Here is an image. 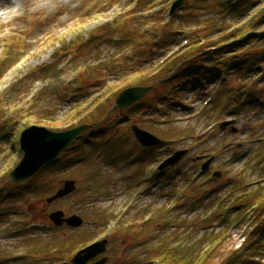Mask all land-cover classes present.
<instances>
[{"label": "rangeland", "instance_id": "374dc122", "mask_svg": "<svg viewBox=\"0 0 264 264\" xmlns=\"http://www.w3.org/2000/svg\"><path fill=\"white\" fill-rule=\"evenodd\" d=\"M10 1L13 15H0V264L69 263L101 239L106 251L96 258L104 264H161L167 256L219 264L232 251L242 264L252 255L242 248L254 207L239 202L244 193L264 197V163L252 159L264 147V61L237 74L219 46L247 24L262 33L242 47H262L264 0H181L171 16L177 0ZM203 49L210 59L182 63ZM188 63L196 69L184 70ZM136 86L153 87L133 106L113 107ZM45 123L55 132L100 126L83 135L91 144L75 141L42 169L35 188L12 183L20 133ZM133 125L162 147L138 145ZM182 150L178 164L158 173ZM65 180L77 190L47 205ZM55 210L84 222L56 228L47 219Z\"/></svg>", "mask_w": 264, "mask_h": 264}, {"label": "water", "instance_id": "95a60500", "mask_svg": "<svg viewBox=\"0 0 264 264\" xmlns=\"http://www.w3.org/2000/svg\"><path fill=\"white\" fill-rule=\"evenodd\" d=\"M181 0H177L171 6L170 15L181 5ZM153 86L148 87H131L120 92L115 100L114 108L126 109L141 101L144 96L150 92ZM94 126L79 125L61 132L50 131L45 127L31 126L24 129L18 139L19 150L22 152V158L18 164L9 173V179L12 183H21L35 176L45 166L54 162L58 156L63 153L68 146L78 139L84 132L96 128ZM227 123L220 125L221 129ZM131 134L141 147L147 149L159 147L163 142L152 134L138 128L136 125L131 126ZM186 155V151H177L171 157H168L158 167V170H164L168 167H174ZM209 162L204 164L203 170L207 169ZM76 189L75 181L65 180L55 193L45 199L47 205L61 200L71 195ZM48 221L56 228L66 227L70 229L79 228L83 220L77 215L64 216L61 210L52 211L47 216ZM107 240L103 239L78 251L69 263L62 264H104L107 261L103 257L94 263H90L96 257L106 251Z\"/></svg>", "mask_w": 264, "mask_h": 264}, {"label": "trees", "instance_id": "16d2710c", "mask_svg": "<svg viewBox=\"0 0 264 264\" xmlns=\"http://www.w3.org/2000/svg\"><path fill=\"white\" fill-rule=\"evenodd\" d=\"M237 3H238V6L240 7L241 5H244L246 3V1L243 2L242 0H238ZM262 12H264V10L261 11L260 13H262ZM257 21H258V24L261 22H264V13L261 14V16L257 19ZM253 31L251 28H248L247 24H244V26L235 30L234 40L229 41L226 44H221L219 42V40H223L224 37L222 35H220L218 37L219 39L217 38V42L219 44H221L219 46V49L222 47H225V49L222 50L221 52L231 54L230 60H229L230 62H228V63H231L230 67L233 68L237 74H239V71L241 69H243L244 66L246 67L245 70H247V72H249L251 70V68L253 69L254 63H256V65L259 67L260 62H258V61H260V60L264 61V44L262 45V47L260 49L255 48L253 50H249L245 47H242V45L244 43V41H243L244 37H246V39H248V38L252 37V36H250V33L254 34V35L257 33H262V32H257L259 30H257L256 32H253ZM259 37L264 40V31H263V34H261ZM260 38L258 40H260ZM199 56H202L204 58L208 57V59L211 58V55L209 56V54H206V49H203L199 52V54L194 53L192 56L186 57V59L184 58V60H182V63L187 62V61H193V60L195 61V59L197 60V57H199ZM195 66L194 65L192 66V64L188 63L184 66V70L190 69L191 71H194L196 69ZM193 67H194V70H193ZM177 75H179V74L177 73ZM173 80H175V79L173 78ZM168 82H169V80H166L164 83L167 84ZM163 84H161V85H163ZM173 86L175 87L176 85H173ZM45 125L47 126V129H49V130L55 129L53 124L45 123ZM79 139L82 140V142H81L82 145H85V144L88 145V144L92 143V138L89 139L88 137H86V139H85V137H80ZM81 159H82V157H81ZM252 159H255V161H257V162L260 161L261 164L264 163V147H263V151L262 152L257 151L256 157H254ZM40 173L41 172H39L37 175H35L30 180H28V188L32 189V188H35L37 186L36 180L38 178H40V176H41ZM16 191H17V194H16L17 196H22L24 194V192H22L21 189H16ZM31 192H33V191H31ZM25 193H28V191L27 192L25 191ZM243 195H244V197L239 202L240 203L239 207L240 208L247 207V205H249L248 203L251 202L250 205L252 207H254V210H253L254 215H253V220H252L251 226L254 227L253 228L254 230H251V233L248 237V242L242 248L243 251L249 250V252L252 255H247V257L243 256L242 257L243 258L242 264H256L255 258H257L259 261H261L262 264H264V262H263L264 261V197L258 195L257 193H253V194L244 193ZM7 197H9V196H7ZM244 203L247 205H245ZM236 209H237V207L235 208V210ZM29 233H27V234H29ZM247 245H249V248H246ZM238 256L239 255H238L237 251H232L231 254L229 256L225 257L224 259H222L219 262V264H239V260H238L239 257ZM164 258H165V260H163ZM164 258L162 259L163 261L161 262V264H211L210 258L208 259V256H205V257L202 256V258H200L201 260L198 259L199 261L198 260L195 261L194 259L190 260V259H187L185 257L170 258V256H167ZM205 258H207V259H205Z\"/></svg>", "mask_w": 264, "mask_h": 264}, {"label": "bare ground", "instance_id": "6f19581e", "mask_svg": "<svg viewBox=\"0 0 264 264\" xmlns=\"http://www.w3.org/2000/svg\"><path fill=\"white\" fill-rule=\"evenodd\" d=\"M41 1H44V0H41ZM0 5H6L5 6V9L8 10L7 12L5 11L3 14L4 16L6 17H10L13 15L14 13V10H15V3H13L12 1L10 0H0Z\"/></svg>", "mask_w": 264, "mask_h": 264}, {"label": "snow or ice", "instance_id": "6c2138e0", "mask_svg": "<svg viewBox=\"0 0 264 264\" xmlns=\"http://www.w3.org/2000/svg\"><path fill=\"white\" fill-rule=\"evenodd\" d=\"M3 13H0V15H2Z\"/></svg>", "mask_w": 264, "mask_h": 264}]
</instances>
